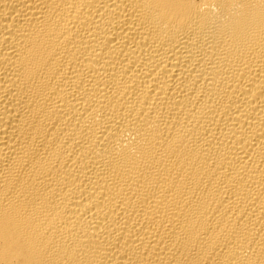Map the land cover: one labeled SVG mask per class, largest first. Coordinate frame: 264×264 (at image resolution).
Wrapping results in <instances>:
<instances>
[{"label": "bare ground", "instance_id": "obj_1", "mask_svg": "<svg viewBox=\"0 0 264 264\" xmlns=\"http://www.w3.org/2000/svg\"><path fill=\"white\" fill-rule=\"evenodd\" d=\"M0 264H264V0H0Z\"/></svg>", "mask_w": 264, "mask_h": 264}]
</instances>
